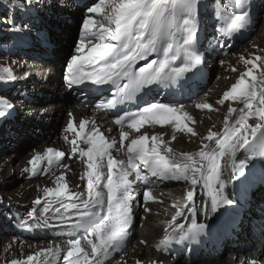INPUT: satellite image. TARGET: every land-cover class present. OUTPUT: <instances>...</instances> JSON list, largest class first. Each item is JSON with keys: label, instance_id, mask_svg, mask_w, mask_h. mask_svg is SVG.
I'll list each match as a JSON object with an SVG mask.
<instances>
[{"label": "bare ground", "instance_id": "obj_1", "mask_svg": "<svg viewBox=\"0 0 264 264\" xmlns=\"http://www.w3.org/2000/svg\"><path fill=\"white\" fill-rule=\"evenodd\" d=\"M50 1L43 0L42 2L46 3ZM187 1L190 2L191 0ZM189 2L186 3L188 6L190 5ZM241 5L243 11L240 12L245 14V19L241 22L239 28L243 29L239 31L230 27L231 19L236 14H229L231 17L227 18L225 25L226 29L228 28L227 33L229 34H225L229 37L228 39L219 40L211 38L210 36L216 34V31L213 30V26L208 22L201 21L200 23L204 24L205 29H202L200 32L195 31L194 36V38L197 36L200 41V47L199 49H193L190 44V40L193 41V39H190L193 36V25H195V30L200 28L194 19H184L182 26L179 27L176 34L174 30L167 32L170 33L169 38L175 40L172 47L168 48L167 40L161 41L163 34L169 36L167 33H163L159 37L158 43L161 42L160 48H156V51L148 57V62L175 55L178 48L181 49V54L173 67L179 68L189 62L183 53V49L185 48L199 60V78L196 77L192 82L187 83L184 93H180L177 98L173 96L172 90L168 89L167 93L162 83L155 82L141 85L139 90L135 92L136 97H139L141 100L139 105H130L127 101L120 104L112 96L115 93L114 89L112 92L104 91L114 80L103 83L85 80L69 87L66 81L67 66L64 67L62 63L63 50L65 48L61 47L62 42L59 39L52 41V36L49 35V39L44 37L42 41L44 45L39 44L37 48L23 50L25 55L33 56L37 55V51L35 50L41 47L38 54L53 64V66L47 67L42 79L37 80L30 73L23 77L20 76V74L27 70L25 67L19 69L21 65L27 64L28 71H30L33 67L30 63H33L34 60L24 55H21L23 56L22 58L16 55L18 59L11 61L7 68L8 71H4L5 73L0 75L5 80L3 81L5 89L9 92L8 94L0 95V100H2V103L7 102L12 104L19 101L15 99L16 94H24L25 99L31 102L26 105L25 115L20 117L22 121L17 124L11 121L13 123L11 128L22 127L27 130L31 126H35V128L39 126L40 130L44 132L43 136L48 134V138L43 143L36 145L26 152H23V146L17 150L4 149L3 152L7 154L0 157V196L10 200L14 204L13 206H16L15 208H17L18 213L35 209L38 212L36 220H27L29 224L22 222L20 219H15L14 223H11L15 228L13 232L17 235L15 239L13 237L5 238L3 237L4 234L0 235V264H12V261L23 262L27 259V256H34L37 252H41L50 246L54 250L58 246L63 255L57 253L58 256L62 255L59 260L53 255L49 258V264H66L63 256L67 253L69 247L67 241L69 239L65 237L79 238L102 220L103 214L99 208L95 209L89 217H85L78 224H69L67 226L60 225L52 215V211H49V213L43 212L45 201L52 199L46 197V188L56 187L59 177H64L63 181L59 182L66 183L69 186L70 192L86 190L87 180L85 172L88 170L87 158L80 154V150L87 151L90 145L87 143L84 129H79L81 121H87L85 127L87 126L91 131L94 130L93 126L95 125L100 127L101 131L106 133L105 140L108 143L116 142L115 146L109 149L111 153H114L116 148L122 147L123 144L127 143L128 136L122 143L120 139L122 131L125 132L126 130L130 137H137L140 132L148 131L152 133V136L157 135L163 141L159 147L161 155L167 156L170 163H184L186 155H192L194 159H198L196 153L203 149L205 145H214V141L207 140L204 127L200 128L201 123L207 128L212 124L213 118L211 116H213V113L210 111L211 108L198 107L203 103L198 102V100L195 101V99L206 91L207 94L204 93V98L216 106L214 113L218 114L217 117H222L224 113L218 110V107H221L220 98H223L224 93L228 92L229 83L232 82L234 84L241 76L240 70H234L233 67L238 66V69L244 67L248 69L249 67L243 61V58L247 57L250 59L251 55L256 52L255 47L247 43V46H243L238 52L234 53L230 51L238 48L248 37L250 30L254 29L258 24V21L256 22L258 18L253 17L256 9L253 12H248L249 7L245 3ZM91 18L97 20L94 17ZM50 26L52 27L51 24ZM262 26L264 33V21ZM182 27L187 34H182ZM54 28L59 30L58 27ZM135 31L138 30L134 29ZM258 40L256 44L260 46L259 43L264 40L263 36H261L259 43ZM133 47L134 42H128V47L123 48L119 55L127 54ZM169 49H173L175 53H172ZM119 55L114 58L118 59ZM257 57L264 58V54H259ZM7 58H0V62L2 64L5 63L3 60ZM219 58L223 59V65H221L222 63L220 64L219 61L222 59ZM19 60L24 63L20 64ZM144 63V61H137L134 67L138 70L139 67L144 66ZM261 63H264V59L258 61L257 66ZM209 65L213 67L212 71H209ZM9 67L11 68L9 69ZM262 71L264 69L261 68ZM212 74L216 76L215 84L213 83V87L207 92L208 81L211 80ZM189 78L190 75L185 76L183 81H187ZM127 82L125 78L123 85ZM93 87H95L96 91L92 89ZM110 99L113 103L107 109L96 107V104ZM190 101L192 104H190ZM185 102L187 103L181 104ZM152 103H163L178 108L183 106V110L191 117L190 120H186L184 123L188 127L193 128V133H188L183 125L180 129H177L172 124L159 125L152 121H146L140 125V130L139 127L136 130L132 128L131 122L127 120L119 125L116 124V120L123 114L130 111L142 110ZM236 105L238 109L244 108L242 100L237 101ZM229 108L235 107L228 104L227 111ZM113 111H118L119 114H114ZM238 115L239 113L235 112L234 118L229 121V124L234 123V119L238 118ZM62 116L64 121L63 125L60 126L61 130L59 129L54 135L52 129L59 128V117ZM38 118L40 119L39 121H37ZM70 121L76 129L75 132L67 130ZM256 122L255 117L248 119V123L253 127ZM51 126H53L52 129ZM223 128L224 125H220L217 129H213V131L219 133L223 131ZM36 131L32 130L29 135L35 137ZM88 133L90 132L88 131ZM204 135L206 136L205 139H203ZM41 137L38 136L37 138ZM148 138V146L151 147V137ZM73 141H75V144ZM199 142H201L200 147L197 146ZM48 148L61 151L65 155L60 159H56L54 153H48ZM74 148L76 151H73ZM121 150L127 157L123 166H116V171H119L123 167L130 173L131 177L128 180L134 183V185H130V193L136 196L137 200L132 203L131 220L127 222V227L120 234L118 242L110 250L109 256L103 259L102 264H138L136 262L138 260L144 262L143 264H164L166 260L176 255V253L177 256L174 258L173 264H264V216H256L255 213H250L256 207L257 209H264V149L257 148L251 143L244 144L243 141H239L231 152L227 153L224 158H221V174L218 183L221 185L222 201L215 211L211 210L210 198L199 183L193 186L191 179L187 181H173L169 178V181H165L159 177L149 176L150 169L144 168L138 158L134 160L137 167H131L128 164L129 154L127 150L124 147ZM1 153L2 149L0 150ZM37 155L44 159L38 161L33 170L30 161ZM49 157H51L50 163ZM254 157L256 160L251 164L250 161ZM119 158L115 154V160ZM241 161L245 162V166L242 173H237L235 169ZM106 162L107 156L103 160L105 175ZM9 177L14 178L11 179ZM16 182H19V186L12 189V186ZM105 182L102 180L101 184ZM164 187L174 188L177 191L176 194L184 197V200H178L179 206H174L175 208L171 209V214L168 216L165 227L162 225L156 226L151 221L155 214L162 218L166 217L165 211L160 208L159 200L161 198L166 199V202L170 206L172 204L169 196V198L164 197L167 196V193L163 191ZM144 191L149 192L151 199L147 201L143 199ZM189 191L193 192L192 202L187 200V193ZM37 199L41 201L40 204L35 203ZM142 201L145 203L142 204ZM65 202L67 203L68 201ZM190 203L198 207L207 205L204 212H198L197 214L198 223L205 224V228L197 233H189L186 236L180 234L172 238L173 225L180 224L187 228V225L190 223V219L187 218L190 214L186 210ZM58 206L54 204L53 209ZM237 208L242 209L243 212L237 213ZM177 211H181L183 215L173 221L172 217L175 216ZM257 212L262 214L261 211ZM236 213L243 214L241 220L233 217V214ZM45 219L48 221V226L31 227V225L38 224V222L39 224H43ZM52 231L54 235L55 233H59L58 236L63 237L62 239H58L60 240L59 243H54L52 239L45 240L49 238L48 236ZM5 234H12V232ZM165 236H169L170 239L165 241ZM135 238L137 243H133L124 255H119V253L126 250L132 244ZM20 240L24 242L20 243ZM84 243L82 241V246H84ZM191 243L193 244L192 246L190 245ZM149 245L151 246V256H155L154 261L148 260L149 251H147V247ZM88 250L86 248V251ZM157 252L159 254L155 255ZM182 255L187 258L186 262L182 261ZM226 256L228 259H226Z\"/></svg>", "mask_w": 264, "mask_h": 264}, {"label": "snow or ice", "instance_id": "obj_2", "mask_svg": "<svg viewBox=\"0 0 264 264\" xmlns=\"http://www.w3.org/2000/svg\"><path fill=\"white\" fill-rule=\"evenodd\" d=\"M177 2L178 0H99L95 6L88 8V13L99 14L101 19L94 20L89 16L83 20L79 42L67 65L66 81L68 86L71 87L85 80L103 83L126 78L128 82L124 85V90L131 95L138 91L141 85L152 83L172 73L182 74L187 71L190 67L189 64L179 68L173 67L181 54L179 48L175 55L148 62V57L156 51L159 37L173 27ZM20 3L30 6L34 0H13L14 6ZM244 19L245 14L234 15L230 27L239 28ZM134 29L138 31L134 32ZM194 30L195 25H193V36L190 39H194ZM130 41L134 42V47L127 54L119 55L123 48L128 47ZM183 53L188 61L193 64L199 63V60L186 48L183 49ZM117 55L119 58L115 59L114 57ZM262 59L264 58L254 57L247 61L250 67L246 73L242 74L239 80L231 86L229 92L224 93L225 100L229 97L243 98L244 108L228 109L229 114L238 112V118L234 123L229 124L226 117L222 132L210 131L208 133L207 140L214 141V145H205L196 153L198 159H194L192 155H186L184 163H170L168 157L161 155L159 150L163 143L161 138L157 135L151 136V147H149L148 136L140 135L138 138L131 139L130 143L126 145L129 154L128 164L131 167H137L134 160L138 158L144 168L151 170V175L154 177L171 178L176 181L191 179L193 186L199 183L210 198L211 210L215 211L222 201L221 185L218 183L221 174V158L231 152L239 141H243L244 144L251 143L257 148L264 149V87L257 89V77L253 71L258 61ZM137 61L145 62L144 66L139 67L138 70L134 67ZM259 67L264 69V63H261ZM4 71H8V69ZM260 75L262 79L259 84L264 85V71ZM246 77H250L251 82L246 80ZM254 102L260 107H255ZM112 103L113 101L110 99L96 104V107L107 109ZM198 107L211 108V105L201 104ZM250 117H255L257 120L254 127L248 123ZM190 119L188 113L183 110V106L178 108L163 103H152L140 111L123 114L116 120V124L119 125L127 120L131 122L132 128L137 129L146 121H152L159 125L172 124L177 129L183 125L188 133H193V128L184 123ZM86 123L87 121H81L79 129L83 130ZM67 130L76 131L71 121ZM127 136L128 133H121V143ZM73 143L75 144V141ZM87 143L90 145L88 150H80V154L87 158L86 190L70 192L66 183L59 182L64 179L61 176L58 178L56 187H48L45 191L46 197L52 199L45 201L43 212L52 211V215L60 225L78 224L97 208L101 209L103 214L102 220L85 235L67 241L69 247L66 255L63 256L66 264H102L103 259L109 256L110 250L127 227V222L131 220L132 203L137 200V197L130 193L127 171L123 167L116 171L118 161L109 152L116 142L108 143L102 134L94 132L87 137ZM47 151L54 153L56 159L65 155L53 148H48ZM73 151L76 149L74 148ZM105 156H107L106 175L101 170L104 166ZM43 159L37 155L30 161L33 170L37 162ZM50 162L51 157H49ZM119 163L123 164V162ZM244 166L245 162L241 161L235 171L242 173ZM102 180L106 182L101 184ZM105 189L106 191H104ZM143 199L145 201L151 199L148 191H144ZM187 200L193 201L192 191L187 193ZM35 203L40 204L41 201L37 199ZM54 204L59 206L53 209ZM206 207L207 205L198 207L190 203L186 208L190 214L187 217L190 219V223L187 228L180 224L173 225L172 238L180 234L186 236L189 233L203 230L206 225L198 223L197 214L204 212ZM29 215H33V213ZM182 215L181 211H177L172 220L175 221ZM46 226H48L47 219L43 224L31 225V227ZM164 239L167 241L170 237L165 236ZM82 241L85 242L84 246H82ZM86 248L89 250L86 251ZM58 250V246L56 250L50 246L37 252L34 256H27L23 262L12 261V264H49V258Z\"/></svg>", "mask_w": 264, "mask_h": 264}, {"label": "rangeland", "instance_id": "obj_3", "mask_svg": "<svg viewBox=\"0 0 264 264\" xmlns=\"http://www.w3.org/2000/svg\"><path fill=\"white\" fill-rule=\"evenodd\" d=\"M43 0H38V2H36V0H34V3L30 6L25 5L23 3L17 4V5H13V0H0V58H6L8 57L6 60H3L5 63H1L0 62V75H3V73L7 72L4 70L8 68V65H10L9 63L11 61H13L14 59H18V57L16 55H25V53H23V50H27V49H31V48H37L39 44H42V41L44 39V37H47L48 39L52 36V41H55L56 39L60 40L62 42L61 47L65 48V50H63V65L64 67L67 66L68 63H70V57L74 54V50H75V46L76 44L79 42V38L81 36V28H82V23L83 20L85 18H89L90 17H94L97 20L101 19L99 14H93V13H88L87 9L95 6L96 3H99V0H51L50 2H42ZM184 2H188L187 0H178V2L175 4V11L176 9L179 7V5H181V7L184 5ZM195 2L197 11L201 10V16L199 19L196 20V23L198 26H200V28L194 30V31H202V29H205L204 24L202 25L200 22L201 21H206L208 22L210 25L213 26V30L216 31L213 36L211 35L210 37L213 39H219V40H224V39H228L229 37H227L225 34H229L227 33L228 28L226 29L225 25L227 23V18H230V15H233L235 13H237L240 8V5L242 3H246L248 8V12H253L256 9L255 15L253 16L254 18H258L256 20V22L258 21V24L256 25V27L252 30H250L248 37L239 45L238 48H234L235 50H230L235 52H238L243 46H247L251 44L253 47L256 48V52L254 54L251 55L250 59H248L247 57L243 58V61L250 67V65L247 63V61L253 59L254 57H257V55L259 54H264V40L259 43V40L261 39V36H263L264 39V33H263V26L262 23L264 21V0H194L193 3ZM175 11H174V23H173V27L175 28L176 26L179 28L181 25H179L176 21H175ZM241 13V12H240ZM230 14V15H229ZM242 14V13H241ZM257 14V15H256ZM193 22V21H192ZM62 23V24H61ZM50 24L52 25V27L50 26ZM51 27V28H49ZM54 27H58L59 30H56V28ZM9 29H13V30H9ZM57 31V32H54ZM39 32V33H38ZM262 32V34H261ZM58 33V35H57ZM182 33H186L187 32L185 30H183L182 27ZM213 33V32H212ZM260 34V35H259ZM30 37H29V36ZM258 40V43L260 44V46L258 44H256V41ZM32 41V42H31ZM250 42V43H249ZM59 44V42H57ZM200 46V43L199 45ZM160 44L157 43L156 48L159 49ZM41 49V47H39ZM258 49V50H257ZM16 51V52H15ZM23 56H21L20 58H22ZM228 58V57H227ZM222 59V58H219ZM218 59V60H219ZM228 61V59H227ZM226 61V62H227ZM7 62V63H6ZM20 63H22L23 61H20ZM221 65L224 64L223 59L219 61ZM24 63V62H23ZM2 64V65H1ZM19 64V63H18ZM11 67H9L10 69ZM208 68L210 69L209 71L213 70L212 66H208ZM234 70H240L241 75L245 74L246 72H244L247 68H239L238 66H234L233 67ZM64 70H66L64 68ZM254 74L257 77V89H259L260 87H264V85L259 84V81L262 79L260 73H261V68L259 66H257L256 68L253 69ZM260 72V73H259ZM61 74V73H60ZM62 75V74H61ZM60 75V76H61ZM211 80L208 81V85H207V92L208 90L213 87V83L215 84V79L216 76L215 74H212V77H210ZM213 79V80H212ZM246 80H248L249 82H251L250 77H246ZM3 81H5L3 79V77H0V95H4V94H8V90L5 89V85L3 84ZM9 81V80H8ZM236 83V82H235ZM233 83L230 82L228 85V92L231 90V87ZM51 91V90H50ZM205 94L206 91L204 92ZM204 93H201V95L195 99L198 100V102H202L203 104H209L211 105V109L210 111L213 113V116H211L213 118V122L212 124L209 126V128L205 127V125L203 123L200 124V128H203L206 130V136H208V133L210 131H213V129H217L220 125H218V119H222L224 120V115L222 117H217L218 114L214 113L216 106L214 104L209 103V101L204 98ZM175 94V92H174ZM15 99L19 100L16 103H0V150L2 149V153L0 154V157L6 155V152H3L4 149H12V150H17L20 147L23 146V152L28 151L29 149L35 147L36 145H39L40 143H43L44 140L46 138H48V134H46V136L44 134V132L42 130H40V127L37 126L35 128V126H31L30 128H27V130L25 128L19 127L16 129L11 128V126L13 125V123L11 121H13L14 123H18L22 121V118L20 119V117L25 115V109H26V105H28V103H30V100H26L24 97V94H16L15 95ZM221 101H223V103L220 102V108L218 107V110L223 112V111H227V105L230 104L231 106H234L235 109H238L237 101L242 100L243 102V98H232L229 97L227 100L224 99V97L220 98ZM193 101V100H191ZM190 101V104H192V102ZM194 102V101H193ZM236 102V103H235ZM185 103H181L186 104ZM189 103V102H188ZM235 103V104H234ZM225 104V105H224ZM244 105V103H243ZM254 106L255 107H260L259 104L254 102ZM52 110V109H51ZM67 113V111H66ZM65 113V114H66ZM23 114V115H22ZM40 119L38 118L37 121H39ZM235 120V119H234ZM63 116L59 117V128L54 129L53 126H51V129L53 131V134L55 135V133L57 131H59V129L61 130V127L63 125ZM46 124V122H45ZM202 125V126H201ZM88 127L86 126L84 128V135H86V138L89 136L88 133ZM138 129V128H137ZM32 130H37V134H35L34 136H30L29 133L32 132ZM136 130V129H135ZM139 130H140V126H139ZM137 130V131H139ZM208 130V131H207ZM126 133L128 132L127 130L125 131ZM34 133V132H33ZM122 133H124V131H122ZM142 135H146L148 137L152 136L151 132H143V133H139ZM204 135L203 139L206 138V136ZM41 137V138H37V137ZM30 139V140H28ZM29 141V142H28ZM31 142V143H30ZM128 145V142L123 144V146ZM201 142H199L197 144L198 147H200ZM122 147L116 148L114 153H111V156L115 159V154L118 156V149H122ZM196 146V147H197ZM18 147V148H17ZM22 152V153H23ZM39 153V152H37ZM256 158H252L250 163L253 164L255 162ZM116 161H118L117 163V167L123 166L124 162H125V157L121 156L119 159H117ZM119 162H123V164L119 163ZM103 172L105 171V167H103L101 169ZM40 177V176H38ZM11 179H13L14 177H9ZM17 186H19V182H16L13 186L12 189H15ZM14 187V188H13ZM1 189V188H0ZM177 192V191H175ZM183 192V191H182ZM173 197H176L174 195H172ZM166 198L167 196H164ZM172 200V198H171ZM160 201V208L162 210L165 211V216L166 217H161L158 216L157 214H155L152 218V223L155 224L156 226L162 225V226H166V223L168 221V216H170V210L174 209V206H179L178 201L175 203L172 200V204L171 206L166 202L167 200L164 198H161ZM143 202V201H142ZM145 202H143L142 204H144ZM14 204L11 203L10 200H7L3 197L0 196V235L4 234L3 237L5 238H14L17 236L16 233L13 232V230H15L14 225L11 224L12 222L14 223L15 219H20L22 222L29 224L30 220H36L37 216H38V212L37 210H28V211H24L22 213H18L17 212V208H15L13 206ZM257 211H261L262 214L260 212ZM264 209L262 208H253L252 212L250 213H255L256 216L262 215L264 216ZM30 213H33V215H29ZM29 220V221H27ZM39 223V222H38ZM32 229V228H31ZM91 230V228L89 229V231ZM2 232V233H1ZM7 232H12V234H5ZM51 234H53V236H51ZM49 235V234H48ZM59 233H50V235L48 236L47 240H54V243H59L60 240L58 239H62L60 236H58ZM66 239H73L75 237L70 238V236H66ZM19 240V239H18ZM32 241V240H31ZM24 242L22 240H20V243ZM136 238L135 240L132 242V244L124 251H122L120 254H123L133 245V243L135 244ZM154 243V242H153ZM152 243V244H153ZM151 245V244H150ZM149 245V247H147V251H149V255H148V260L149 261H154L155 260V256L152 257L151 256V246ZM191 246L193 245L192 243L190 244ZM61 252V253H60ZM62 254L63 252L58 250L57 252H55L53 255L55 257L58 258V260L62 257V255L58 254ZM57 254V255H56ZM159 253L157 252L158 255ZM177 256L173 255V257H170V259L166 260L164 262V264H173L174 262V258ZM230 256V254H229ZM227 257V256H226ZM181 258V257H180ZM182 261L186 262L187 258L184 257L182 255ZM228 259V257L226 258ZM138 264H143L144 262L142 261H136Z\"/></svg>", "mask_w": 264, "mask_h": 264}]
</instances>
